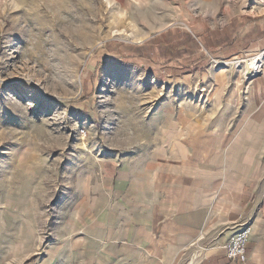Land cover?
Segmentation results:
<instances>
[{"label":"rangeland","instance_id":"374dc122","mask_svg":"<svg viewBox=\"0 0 264 264\" xmlns=\"http://www.w3.org/2000/svg\"><path fill=\"white\" fill-rule=\"evenodd\" d=\"M258 3L0 0V264H90L84 215L129 165L223 159L264 195Z\"/></svg>","mask_w":264,"mask_h":264},{"label":"crops","instance_id":"0c3cea01","mask_svg":"<svg viewBox=\"0 0 264 264\" xmlns=\"http://www.w3.org/2000/svg\"><path fill=\"white\" fill-rule=\"evenodd\" d=\"M161 160L114 169L111 186L92 196L82 231L93 239L94 250L83 254L82 261L233 264L224 246L249 221L252 232L243 264H264V195L251 185L253 168L184 151ZM73 257L79 255L66 256Z\"/></svg>","mask_w":264,"mask_h":264},{"label":"built area","instance_id":"2783aa9c","mask_svg":"<svg viewBox=\"0 0 264 264\" xmlns=\"http://www.w3.org/2000/svg\"><path fill=\"white\" fill-rule=\"evenodd\" d=\"M264 5V0H258ZM251 235V227L241 225L224 246L226 258L233 264H243L247 260V244Z\"/></svg>","mask_w":264,"mask_h":264},{"label":"bare ground","instance_id":"6f19581e","mask_svg":"<svg viewBox=\"0 0 264 264\" xmlns=\"http://www.w3.org/2000/svg\"><path fill=\"white\" fill-rule=\"evenodd\" d=\"M260 56H254L252 58L249 59H245L243 62L245 63L246 69L248 71V73H256L259 70V59ZM262 63V62H261ZM262 70V69H261Z\"/></svg>","mask_w":264,"mask_h":264}]
</instances>
